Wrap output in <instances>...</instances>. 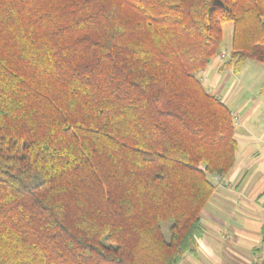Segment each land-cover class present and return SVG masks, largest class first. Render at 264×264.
<instances>
[{
  "label": "trees",
  "instance_id": "obj_1",
  "mask_svg": "<svg viewBox=\"0 0 264 264\" xmlns=\"http://www.w3.org/2000/svg\"><path fill=\"white\" fill-rule=\"evenodd\" d=\"M226 23L224 67L264 62V0H0V264L197 254L238 147L200 77Z\"/></svg>",
  "mask_w": 264,
  "mask_h": 264
},
{
  "label": "crops",
  "instance_id": "obj_2",
  "mask_svg": "<svg viewBox=\"0 0 264 264\" xmlns=\"http://www.w3.org/2000/svg\"><path fill=\"white\" fill-rule=\"evenodd\" d=\"M226 62L211 60L200 74L218 96ZM258 107L235 122V165L204 210L205 234L197 254L186 257L189 264H264V247L255 249L264 229V126L251 122Z\"/></svg>",
  "mask_w": 264,
  "mask_h": 264
},
{
  "label": "rangeland",
  "instance_id": "obj_3",
  "mask_svg": "<svg viewBox=\"0 0 264 264\" xmlns=\"http://www.w3.org/2000/svg\"><path fill=\"white\" fill-rule=\"evenodd\" d=\"M232 29V23L224 25V45L220 53L212 60H229L232 55ZM224 69L217 91L220 98L228 99L227 105L234 113L233 115L237 119L236 123H238V118L241 119L246 112H251L254 107L259 106L255 113H252L251 122L264 126V62L247 57L239 71L236 72L234 67L229 65ZM206 86L210 91H215L209 84ZM237 126L238 124H236ZM210 202L211 200L209 205ZM182 264H189L188 258Z\"/></svg>",
  "mask_w": 264,
  "mask_h": 264
},
{
  "label": "built area",
  "instance_id": "obj_4",
  "mask_svg": "<svg viewBox=\"0 0 264 264\" xmlns=\"http://www.w3.org/2000/svg\"><path fill=\"white\" fill-rule=\"evenodd\" d=\"M235 121H237L236 117H235ZM215 179H216L217 181H221V180H222V178H221L220 176H216Z\"/></svg>",
  "mask_w": 264,
  "mask_h": 264
}]
</instances>
